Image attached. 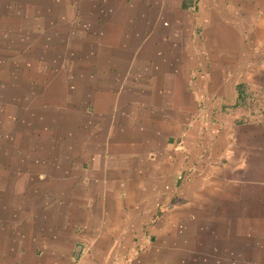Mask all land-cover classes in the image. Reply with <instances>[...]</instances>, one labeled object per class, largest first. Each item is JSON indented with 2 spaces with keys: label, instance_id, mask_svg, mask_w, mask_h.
I'll use <instances>...</instances> for the list:
<instances>
[{
  "label": "crops",
  "instance_id": "crops-1",
  "mask_svg": "<svg viewBox=\"0 0 264 264\" xmlns=\"http://www.w3.org/2000/svg\"><path fill=\"white\" fill-rule=\"evenodd\" d=\"M0 264H264V0H0Z\"/></svg>",
  "mask_w": 264,
  "mask_h": 264
}]
</instances>
